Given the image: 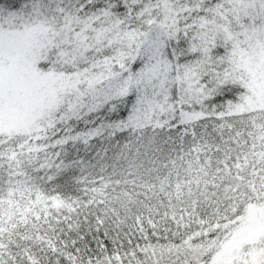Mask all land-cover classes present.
Segmentation results:
<instances>
[{"label":"snow or ice","instance_id":"1","mask_svg":"<svg viewBox=\"0 0 264 264\" xmlns=\"http://www.w3.org/2000/svg\"><path fill=\"white\" fill-rule=\"evenodd\" d=\"M0 264H264V0H0Z\"/></svg>","mask_w":264,"mask_h":264}]
</instances>
